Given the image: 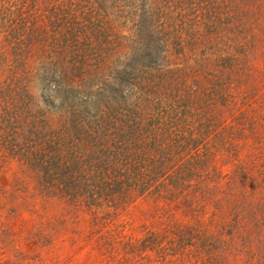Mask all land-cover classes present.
<instances>
[{"label":"rangeland","instance_id":"1","mask_svg":"<svg viewBox=\"0 0 264 264\" xmlns=\"http://www.w3.org/2000/svg\"><path fill=\"white\" fill-rule=\"evenodd\" d=\"M73 2L87 14L83 27L66 34L72 47L87 51L75 68L68 51L52 44L57 37L37 15L56 0H8L0 10V82L12 79L25 89L27 110L42 130L62 128L74 110L84 120L104 115L112 123L122 118V109L132 103L130 83L137 77L147 82L154 104L147 109L153 113L202 108L215 110L220 118V105L211 100L227 82L228 63L239 62L243 51L247 53L239 63L247 74L238 85L242 91L255 85L264 51L256 29L264 0L248 1L245 14L240 12L243 2L227 0ZM17 5L19 14L18 8L11 11ZM15 18L20 27L31 26L21 47H11L3 32ZM236 49L238 56L231 58ZM65 93L66 101L61 99ZM233 95L239 101L235 89ZM195 100L199 107L194 108ZM119 135V142L132 141L131 134L127 139ZM229 166L220 163L225 171ZM168 206L166 200L144 193L117 206L77 207L45 193L34 173L0 153V264H137L120 247L149 228L180 219ZM198 261L191 256L177 259V264Z\"/></svg>","mask_w":264,"mask_h":264},{"label":"trees","instance_id":"2","mask_svg":"<svg viewBox=\"0 0 264 264\" xmlns=\"http://www.w3.org/2000/svg\"><path fill=\"white\" fill-rule=\"evenodd\" d=\"M7 1L0 0V10ZM227 1L243 2L240 12L245 14L252 0ZM13 10L20 13L18 5ZM37 15L57 37L52 44L68 51L71 66L77 67L87 51L72 47L66 34L83 27L87 14L73 0H56ZM6 28L10 46L21 47L31 26L20 27L15 18ZM256 29L264 45V15ZM234 52L231 58L238 56V49ZM239 62L228 63L227 82L211 100L220 105V118L215 110L202 108L153 113L147 109L154 105L147 82L137 77L130 83L132 103L122 109V118L112 123L104 115L84 120L74 110L62 128L42 130L27 110L25 89L15 80H3L0 153L34 173L45 193L77 207L117 206L144 193L166 200L180 219L149 228L121 246L134 263L177 264V259L194 256L201 264H264V51L249 90L238 85L247 74ZM68 98V93L61 95ZM102 99L93 102L104 105ZM193 104L199 107L196 100ZM119 133L122 139L131 134L132 141H117ZM221 162L230 165L227 171ZM187 246L192 249L186 251Z\"/></svg>","mask_w":264,"mask_h":264}]
</instances>
